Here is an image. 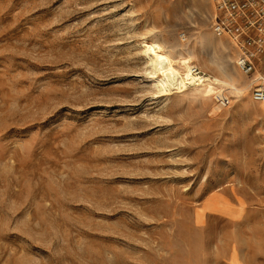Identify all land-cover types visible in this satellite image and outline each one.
Returning a JSON list of instances; mask_svg holds the SVG:
<instances>
[{
	"label": "rangeland",
	"instance_id": "rangeland-1",
	"mask_svg": "<svg viewBox=\"0 0 264 264\" xmlns=\"http://www.w3.org/2000/svg\"><path fill=\"white\" fill-rule=\"evenodd\" d=\"M216 13L0 0V264H264L261 70ZM154 47L238 87L168 92Z\"/></svg>",
	"mask_w": 264,
	"mask_h": 264
},
{
	"label": "built area",
	"instance_id": "built-area-1",
	"mask_svg": "<svg viewBox=\"0 0 264 264\" xmlns=\"http://www.w3.org/2000/svg\"><path fill=\"white\" fill-rule=\"evenodd\" d=\"M217 13L213 31L218 36H227L236 47V62L245 74H255L260 69L264 74V0H213ZM197 82L204 81L206 73L193 69ZM255 76V75H254ZM254 99L264 101V80L254 88ZM222 104L230 98H221Z\"/></svg>",
	"mask_w": 264,
	"mask_h": 264
},
{
	"label": "bare ground",
	"instance_id": "bare-ground-1",
	"mask_svg": "<svg viewBox=\"0 0 264 264\" xmlns=\"http://www.w3.org/2000/svg\"><path fill=\"white\" fill-rule=\"evenodd\" d=\"M161 45V44H159ZM158 47V46H157ZM149 54L152 56V59L154 60L152 64H154V69L159 72L160 80H161V86L163 89L167 90L168 92H174V91H185L189 89L192 86L197 85L196 88L200 87V85H204L206 80L214 79L218 82H222V84H228L234 88H237L238 86L234 83H230L227 80L221 79L218 76L209 74L207 78L202 82H197L198 79L197 75L194 73L193 69L194 66L191 65L192 58L191 57H184L182 59V63L185 67V70L183 71L182 68H178L174 66L172 62V58L169 54L164 52L161 48H152L149 51ZM182 69V70H181ZM157 72V73H158ZM260 79L259 82H262L264 80V74L260 71ZM258 80H256V84H258ZM237 90V89H236ZM225 99V98H224ZM264 102V101H262Z\"/></svg>",
	"mask_w": 264,
	"mask_h": 264
}]
</instances>
